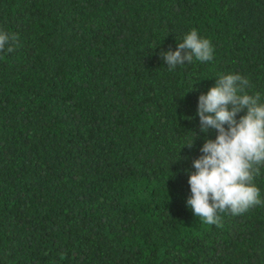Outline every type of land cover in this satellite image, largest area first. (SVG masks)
<instances>
[{
	"label": "trees",
	"instance_id": "1",
	"mask_svg": "<svg viewBox=\"0 0 264 264\" xmlns=\"http://www.w3.org/2000/svg\"><path fill=\"white\" fill-rule=\"evenodd\" d=\"M193 28L213 59L169 71L161 51ZM0 29L17 36L0 51V264H264V167L262 203L222 226L186 205L217 135L199 95L239 73L264 102V0H0Z\"/></svg>",
	"mask_w": 264,
	"mask_h": 264
},
{
	"label": "clouds",
	"instance_id": "2",
	"mask_svg": "<svg viewBox=\"0 0 264 264\" xmlns=\"http://www.w3.org/2000/svg\"><path fill=\"white\" fill-rule=\"evenodd\" d=\"M16 40L14 33L0 29V51H13ZM160 55L171 71L194 59L211 61L213 46L193 28L175 50L169 48ZM249 86L239 73L221 74L198 97L200 130H215L217 135L205 139L201 155L192 161L186 205L208 225L222 226L221 213L239 215L262 203L254 181L264 167V102L259 93L248 94ZM195 138L196 133L183 147L192 148Z\"/></svg>",
	"mask_w": 264,
	"mask_h": 264
}]
</instances>
